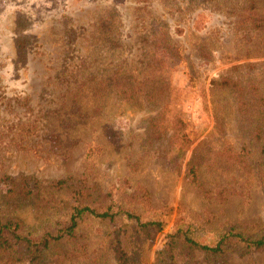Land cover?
Masks as SVG:
<instances>
[{
	"label": "rangeland",
	"instance_id": "obj_1",
	"mask_svg": "<svg viewBox=\"0 0 264 264\" xmlns=\"http://www.w3.org/2000/svg\"><path fill=\"white\" fill-rule=\"evenodd\" d=\"M263 18L264 0H0V216L15 209L39 223L29 202L5 195L4 176L70 175L163 225L146 234L125 218L84 220L61 240V264L100 255L117 264V243L129 264H151L174 227L209 242L229 225L263 233L264 153L244 128L264 108V27L253 21ZM162 43L177 50L160 63L158 102L104 88L105 79H149L146 63ZM191 156L197 184L186 175ZM223 259L264 264V250ZM0 264L30 263L0 251ZM175 264L218 263L195 251Z\"/></svg>",
	"mask_w": 264,
	"mask_h": 264
},
{
	"label": "trees",
	"instance_id": "obj_2",
	"mask_svg": "<svg viewBox=\"0 0 264 264\" xmlns=\"http://www.w3.org/2000/svg\"><path fill=\"white\" fill-rule=\"evenodd\" d=\"M253 21H257L256 24L260 28L264 27V18ZM164 42H168L165 35ZM176 50L177 47L171 44L162 43L159 47H155L156 52L152 53L151 61L149 59L150 62L146 63L147 75L150 78L137 81V86L130 81L118 82V79L113 78L102 81L106 83L104 88L113 89V92L125 101H132L138 97L147 103L158 102L156 82L161 73L160 63L167 55L174 56ZM166 65H168L167 61ZM226 81V83L223 82L221 90H224L223 88L229 90V81ZM211 84H213L211 89H220L219 81L213 80ZM262 102L264 104V99ZM158 113L161 112L157 111V116L153 119H158ZM238 113L244 118L247 116L245 111ZM255 113L259 117V122L254 125H245L244 128L249 137L259 144L257 147L259 151L264 153V108L257 109ZM244 118H241V122L247 120ZM159 128L156 127L157 130ZM173 130L177 133L176 136L183 141L184 134L181 125L174 127ZM197 162V159L191 156L186 168V175L194 184L199 182ZM2 180L8 186L5 195L20 196L25 202H29L34 215L39 219L37 225L30 227L14 215L15 209L5 211L9 213H3L4 215L0 216V251H4L13 261L24 259L30 264H61L67 258L66 252L60 249L61 240L68 241L75 238V231L84 220L96 219L99 222L108 220L115 223L117 219L125 218L138 225L139 229L146 234L150 231H159L163 225L157 217L143 219V216L133 208L128 209L120 203H112L106 195L100 192L95 182H88L85 177L75 178L69 175L43 181L32 176L16 178L6 175ZM128 196L130 197L128 203H130L133 197L130 194ZM174 228L165 233L164 241L155 250L151 264H175L177 255L191 258L195 251L211 257L218 264H226L223 258L231 252L244 254L251 249L264 250V232L254 235L238 230L235 225H229L224 227L213 241L209 242L200 241L189 227ZM114 258L117 264H129L125 250L118 243L115 247ZM91 264H104V260L101 255L95 256L91 259Z\"/></svg>",
	"mask_w": 264,
	"mask_h": 264
}]
</instances>
